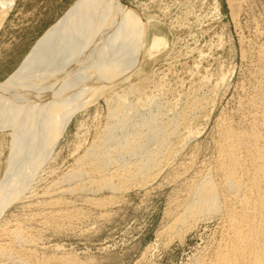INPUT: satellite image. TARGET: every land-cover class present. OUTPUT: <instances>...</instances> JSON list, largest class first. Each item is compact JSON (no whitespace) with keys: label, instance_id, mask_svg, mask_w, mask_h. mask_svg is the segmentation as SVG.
<instances>
[{"label":"rangeland","instance_id":"1","mask_svg":"<svg viewBox=\"0 0 264 264\" xmlns=\"http://www.w3.org/2000/svg\"><path fill=\"white\" fill-rule=\"evenodd\" d=\"M113 2L120 10L117 18L122 22L147 23V31L141 38L140 62L133 71H129L131 74L126 72L119 79H114L116 86L113 81L107 84L106 88L97 92L94 101L75 113L27 192L2 212L0 264H190L201 259L203 255L202 258L208 255L210 257L219 239L223 238L225 221L222 216L208 221L201 219L181 237L172 234L170 225L175 224L174 219L183 213L184 204L193 196L190 193L193 185L208 178H214L215 182L217 178V182L221 181V171H218L221 155L218 154L232 140L229 135L234 138L232 143L236 140L235 136L239 138L241 135L240 138L243 139L245 133L247 136L258 134V143L262 141L259 145H264V0ZM78 3V0H15L12 6L1 10L0 84L16 75L47 30L66 17ZM153 38L162 39L163 47L159 45L160 49H152L150 46ZM154 99L157 103L149 107ZM112 104L115 107L123 104L129 109L120 112L116 118L110 117V112L115 108ZM152 114H156V118ZM149 115L152 116V121L148 118ZM128 117L138 124L142 119L145 122L149 120V124L144 129L142 125L132 128L126 124L128 126L118 129L120 132L113 131L115 135L113 134L112 142L103 143L107 134L104 129L117 123L122 124V120ZM160 121H164V125ZM158 124L163 129L169 125L166 129L172 135L166 129L162 130L166 134H162V128ZM146 127L160 128H156L159 132H154ZM4 129H0V183L11 171L10 155L14 143L12 130ZM134 129L138 133L143 131L142 135H145L141 139L145 143L150 141L149 144L146 145L140 140V145L138 142L131 144L139 150L129 145L125 150L123 148L125 153L122 149V152L115 149L117 151L114 154L111 150L113 146L117 142L123 143L127 136L134 137ZM225 133L226 142L230 138L227 143L222 142ZM118 135H123V138ZM151 136H155L154 139ZM162 136L166 137L165 142ZM260 136H263L262 139ZM132 137L128 140L131 141ZM157 137H162V142ZM101 140L104 147L97 144ZM158 142L167 143L162 145ZM93 144L99 155L104 148H108V151L104 149L106 151L101 153L112 154L110 157L115 161H111L114 165L109 164L113 166L110 172L101 171L99 176L91 170L93 156L86 155V151L91 150ZM142 147L151 153H157L153 154L157 155L156 162L152 165L155 170L150 171L152 167L148 170L151 175L148 171L139 173L136 170V165L138 167L145 162V159L141 160L140 154L143 155L142 158L147 156V151L144 153ZM153 149H157L159 154ZM240 151L245 154L242 148ZM138 153L140 157L137 156ZM83 154L91 159L79 160L85 158ZM87 164L91 169L87 170ZM81 166L83 167L80 170ZM84 168L89 173L93 171L91 174L96 176H92V179L96 178L93 180L97 184L93 183L101 188L98 189L90 181H86L88 178L87 174L84 175ZM113 169L116 173L121 169L123 178L120 179L122 174H116ZM79 170L81 173L84 171V179ZM73 172L79 175L72 176ZM102 172L107 180L112 176V180L109 181L110 178L108 184H105L107 187L103 184L105 182ZM127 172L132 174L125 176ZM133 173L137 174V179H132ZM83 180L87 182L86 186ZM54 184L58 186L55 185L54 188ZM75 186L79 189L76 187L74 190ZM67 188L75 192L72 194ZM16 232L20 237L13 235ZM16 238L19 240L16 241ZM3 250H7L6 255H12V258L6 257V251Z\"/></svg>","mask_w":264,"mask_h":264},{"label":"bare ground","instance_id":"2","mask_svg":"<svg viewBox=\"0 0 264 264\" xmlns=\"http://www.w3.org/2000/svg\"><path fill=\"white\" fill-rule=\"evenodd\" d=\"M14 2L15 0H0V14H1L2 9H4L5 7L12 6ZM78 2L79 3L76 6H74L73 10L70 11L66 17L62 18L53 27L47 30L44 36L36 44L31 54L27 57L22 68L16 73V75H14V77L9 79L7 82L0 84V129H4V128L11 129L13 132L12 135H13V141H14L12 148H11V155H10V160H11L10 165L11 166L9 167H11V171L9 172L7 177H5V179L0 183V215L2 214L3 211H5V209L9 205H11V203H14V201L16 202L18 199H20L22 195H24V193L27 192V188L31 184L32 180L35 178L39 169L43 166L46 160H48L50 154L54 150V147L58 143L60 137L66 130L68 124L70 123L75 113L79 111V109H81L83 106L88 104L89 102L94 101V99L97 97L96 94L99 90L103 89L104 87L106 88L107 84H110L112 81L114 84L115 83L114 79L116 78L119 79V77L124 75L126 72L133 71L135 67L138 66V63L140 62L139 50L141 48V38L144 36L145 32L147 31V23L141 22L140 24V21L137 22L136 24L122 22L120 19L117 18V15L118 13H120V10L118 9V7L115 6L113 0H78ZM162 42L163 41L160 38H155V39L153 38L152 46L150 47H152V49L154 48L156 49V47L161 45ZM153 53H154V50H153ZM124 80L125 78L120 82H123ZM111 86H109L108 88H111ZM114 86L116 85L114 84ZM263 91H264V88H263ZM101 94L103 93L101 92ZM155 103H157L155 102V99L154 101L152 100L149 103V107H152V105H154ZM112 106L114 105L112 104ZM127 106H129V103ZM126 109H129V108H126L123 104H118V106L113 108L112 111L109 109L111 111V112L109 111L110 112L109 115L110 117L116 118V116L119 115L120 112H123V110H126ZM147 109L150 111V108H147ZM136 112L138 111L136 110ZM155 115L153 116L152 114L153 117H155ZM159 115L160 114H158V116ZM129 117L123 119L122 124L117 123L111 126H107V129H104V131L107 132V134L105 133L106 134L105 139L102 138L103 143L108 144V141L112 142V139L114 138V135H115L113 131H118V129H121V127H123L124 125L125 126L129 125L132 128H135L136 125H142L144 129V127L148 126L149 124L148 123L149 120L148 122H145L146 120L142 119V121L138 124L136 121H133V119ZM151 117L149 115L148 118L150 119ZM138 119L141 120L140 118ZM150 120L152 121L153 118H151ZM260 120L258 122H260ZM263 120H264V117H263ZM154 121H156V119ZM160 122L161 124L164 125V123H162L164 121H160ZM261 123L263 125L262 120H261ZM153 124H155V122ZM159 126L161 127L162 125H159ZM168 126H165V129L166 127L168 128ZM130 127L128 129H130ZM137 127H140V126H137ZM146 128H149L148 129L149 131L150 129H153L151 127H146ZM156 128L153 129L154 132L156 131ZM128 129L126 128L125 130H128ZM136 129H134L135 132L137 131ZM165 129L163 128L160 129L161 133H162V130L165 131ZM227 129H230V128L228 127ZM174 130H171V131H174ZM140 131H141V128H140ZM166 131H169V130L166 129ZM126 132L123 133L125 136H126L125 134ZM135 132L134 134L136 135H134V137L130 135V137H132L131 141L128 140L130 138L129 136H127V138L124 136V138H126L127 140L124 139L123 143L117 142L116 145L113 146L114 150L111 149L113 153L114 151L115 152L117 151L115 149L123 150L124 148L125 150V147L127 148V146L129 145L131 146L133 142H136V143L138 142L140 145V142L144 141L143 138L141 139V136L145 135V133L142 135L143 131L142 133H138L139 131L136 133ZM250 133L252 134V132ZM162 134L165 135L166 133H162ZM226 134L227 133H225V136H223V138L226 137ZM245 134L247 136V133ZM245 134L243 135L245 136ZM236 135H239V133ZM257 135L249 134V136L247 137L243 136L245 138V139L243 138L244 140L241 139L242 137L240 138L241 135L239 136V138L235 136L236 140L232 143L231 141L234 138L233 136L229 135L232 138V140L230 141L229 144L227 145L225 144L226 146L225 147L223 146V150L220 152L221 154H218V155H221L219 156L220 161L217 160L220 163V170L215 168L216 170L221 171L220 172L222 176L221 181L217 182L218 178L216 179V182L213 180L214 178L213 179L208 178L203 182L202 180L201 182L199 180V182L193 185L194 187L191 185L192 186L191 189L193 188L192 192L188 189V191H190V193L193 196L190 197L187 203L185 202L186 204H184L185 207L183 209L184 210L183 213H181L180 215H178V217H176V219H174L175 224L173 223L174 225L173 224L170 225V227L172 226L170 231H172V234L174 236L181 237L182 234L186 233L188 230L190 231L189 228L193 224L195 223L197 224L198 221L200 222L201 219L202 221L203 220L208 221L209 219H213V218L215 219L217 216L219 217L222 216L225 221L224 225L222 224L223 225V230H222L223 238L222 240L219 239L220 241L217 243L214 249L212 247L213 252L211 256L209 257L208 255V257L202 258L204 256L203 255L201 259H199L198 261L192 262V263L190 262V264H264V145L263 146L259 145V143H261L262 141L258 143L260 139L258 140L259 136L257 137ZM120 136L118 135V137ZM154 137L155 136H151L152 139H154ZM162 137L161 139L158 137L157 138L160 139L159 141L162 142ZM168 137H171V136L168 135ZM260 137L262 139L263 136H260ZM121 138H123V135L121 136ZM147 138H145V140H147ZM165 138H164V142L167 140ZM152 139L151 141L153 142ZM225 139L227 138H224L222 142L223 141L226 142ZM229 139L227 140V142H229ZM114 140L115 142L117 141L116 139ZM98 142H100V143H97L98 145H102L101 147H104L103 145L105 144H102V140ZM143 143L146 145L149 144V143L148 144L145 143V141ZM166 143H163V144H166ZM94 144L96 146V143ZM94 144L91 148L89 147L91 150L88 149L89 151H86L87 152L86 155L91 154V156H93L92 161L90 162L91 164L90 166L93 167V169H91V167L89 168L88 167L89 164H87L86 166L87 170L89 169L94 170L95 174L97 175H99L98 173H100L101 171H106V173L107 171L110 172L109 171L110 168L113 167L111 165H114V164H111L112 158L110 157V155L112 154L109 153L105 155L103 154L104 152L101 153L104 149H106V148L104 149L102 148L103 150L100 152L101 155H99L98 151L96 150L97 148H95ZM101 147H100V150H101ZM132 147L133 149H136L134 148V146H131V148ZM143 148L145 150V152L143 151L144 153H146L147 151L146 153L147 156L142 158L143 155L140 154L141 160L145 159V162L142 163V165L140 164V166L138 165V167L136 165V170L139 173L141 172L148 173L149 172L148 170L151 169L152 165L155 164L156 159H157V155L155 156L153 154H157V153H151L149 150H146L145 147H142L141 149L143 150ZM241 148L242 150H245L244 152L245 154L240 153V152L243 153V151H240ZM157 149L158 151L160 150L159 148ZM124 150L123 152L125 153L126 151ZM136 150H139V149H136ZM142 150L140 153H142ZM153 150L154 152H156L155 149ZM128 151H131V149H129ZM135 152H138V151H135ZM128 153H131V152H128ZM83 155L81 157H83ZM86 155H84L85 158H82L79 160L91 159L89 158L90 156L89 157L87 156L86 158ZM120 155L121 154H119V156ZM137 156H139V153L137 154ZM123 157H124V154H123ZM113 161H115V159H113ZM117 161L119 162V160ZM84 162L85 161H83V163ZM137 162H140V160ZM124 163L126 164V161ZM128 164L130 163L128 162ZM83 166H81L80 170L82 169ZM132 166L133 168L135 167L134 165ZM153 167L150 171L155 170L153 169ZM124 168H122L123 171H124ZM126 168H129V167L127 166ZM87 170H85L84 168V171H86L84 175L86 176L87 174L86 177L88 178V179L85 178L87 179L86 181H90L94 186H96L95 184L97 183H95L96 181L94 182L96 178L95 179L93 178L94 180L92 179V176H96V175L91 174L93 171L89 173L87 172ZM119 170L121 171V169ZM84 171L82 170V173L81 171L79 172L81 173L80 175L81 177L83 176ZM113 171L115 172L114 169ZM120 171L117 170V173L116 172L115 173L119 175ZM129 173L127 172L125 176L128 175ZM123 174L120 177L116 175V177L118 176L121 179V177L123 178ZM220 174H217V175H220ZM75 175H79V174L76 172L75 173L73 172L72 176H75ZM135 175L134 176L131 175L132 177H134L132 179L136 178ZM103 176H105L104 172H102V178L105 182L103 183L104 185L106 183L108 184V180L110 178L111 179L109 181L112 180V176L108 178V180L106 176L105 178ZM69 180L71 179L69 178ZM99 180H100V177H99ZM79 181L81 184L80 179ZM79 181H77V183ZM83 182L84 184L85 183L87 184V182H85L84 180ZM90 182L88 183L90 184ZM57 183L59 184V182ZM100 183H102V180ZM109 183H110V186H113L111 185V182ZM55 185L56 184L53 185L54 188L58 186V185L56 186ZM105 186L107 187L108 185H105ZM76 187L77 186H75L74 190L76 189ZM77 188L79 189V187ZM70 189L71 188L69 189L67 188L66 190L67 191L69 190L68 192H72L73 194V192L75 191H72L73 189L71 190ZM84 189L86 190V188ZM118 189L120 191V187ZM57 190H58V187H57ZM63 190H64V187H63ZM80 190L83 191V189H80ZM85 190L84 192H86ZM89 190L91 189L89 188ZM55 191L54 193H56ZM59 191L62 192L61 189H59ZM86 193H89V192H86ZM187 196L185 195V197ZM185 199H188V198H185ZM100 201L103 202V200H100ZM95 203L97 204V200ZM98 203L101 204L100 202ZM225 203H227V205H225ZM221 228L222 227H220V229ZM23 230H22V233H23ZM19 233L20 231H18V234ZM16 234L17 232L13 235H16ZM17 238H16V241L19 240V239L17 240ZM3 251L4 252L6 251L5 254L1 252L4 255H6V253L8 252L7 250H3ZM208 253H210V251ZM8 256L9 255L7 254L6 257ZM9 257L12 258V255ZM193 258L191 259L193 260Z\"/></svg>","mask_w":264,"mask_h":264}]
</instances>
